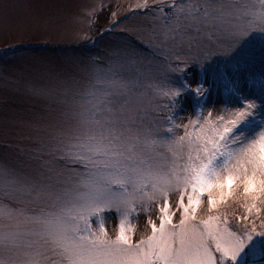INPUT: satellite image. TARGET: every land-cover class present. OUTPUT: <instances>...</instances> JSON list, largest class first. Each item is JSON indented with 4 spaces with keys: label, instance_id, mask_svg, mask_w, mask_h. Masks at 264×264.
Segmentation results:
<instances>
[{
    "label": "snow or ice",
    "instance_id": "1",
    "mask_svg": "<svg viewBox=\"0 0 264 264\" xmlns=\"http://www.w3.org/2000/svg\"><path fill=\"white\" fill-rule=\"evenodd\" d=\"M129 11L111 13L109 30L141 19L103 57L43 70V112L0 115L14 148L0 158V264H264V0ZM0 21L71 39L80 17L71 0H0ZM221 85L232 106L214 113L201 99ZM189 92L198 110L184 117Z\"/></svg>",
    "mask_w": 264,
    "mask_h": 264
},
{
    "label": "rangeland",
    "instance_id": "2",
    "mask_svg": "<svg viewBox=\"0 0 264 264\" xmlns=\"http://www.w3.org/2000/svg\"><path fill=\"white\" fill-rule=\"evenodd\" d=\"M23 2L43 6L63 0H23ZM136 2L137 0H71L72 11L80 17L79 23L69 26L71 39L52 36L43 30H10L0 21V115L5 112H15L28 117L43 112L47 104L36 93L54 88L53 82L43 70L70 63L81 57H103L106 51L125 38V27L141 19L140 15L133 16L131 20H126L124 24L109 30L112 24L111 13L117 12L119 14L117 19H122L130 15L129 6H134ZM149 2L151 3L152 0ZM92 10H95L96 14L90 17L88 13ZM18 46L25 48L18 50ZM6 66L21 71L7 73L9 79L5 80L3 69ZM187 79L195 86V83L201 79L200 69L193 67ZM201 103L214 113L232 106V101L223 85L214 87L205 98L201 99ZM196 110H198L197 98L189 92L184 97L180 115L191 116ZM10 142L15 143V141ZM13 153L14 148L6 147L4 138L0 136V158L7 155L11 159ZM234 193L228 204L232 208H239L242 203V189H234ZM133 222L136 224L137 237L147 232L144 213L140 214L138 220L134 218ZM117 224L118 217L113 213L107 214L106 226L109 230L114 229Z\"/></svg>",
    "mask_w": 264,
    "mask_h": 264
},
{
    "label": "trees",
    "instance_id": "3",
    "mask_svg": "<svg viewBox=\"0 0 264 264\" xmlns=\"http://www.w3.org/2000/svg\"><path fill=\"white\" fill-rule=\"evenodd\" d=\"M24 48H25V47H23V46H18V47H17L18 50H23Z\"/></svg>",
    "mask_w": 264,
    "mask_h": 264
}]
</instances>
